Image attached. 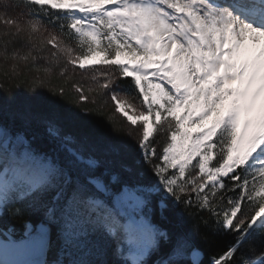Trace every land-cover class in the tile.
Segmentation results:
<instances>
[{
  "label": "snow or ice",
  "instance_id": "snow-or-ice-1",
  "mask_svg": "<svg viewBox=\"0 0 264 264\" xmlns=\"http://www.w3.org/2000/svg\"><path fill=\"white\" fill-rule=\"evenodd\" d=\"M0 25L7 75L35 67L70 80L68 66L78 65L95 85L90 92L108 93L132 126L140 122V162L157 177L155 186L126 179L51 123L46 131L58 146L49 153L25 133L0 131V214L28 201L48 221L26 225L24 240L4 232V264L42 256L53 226L78 257L70 264H197L194 238L219 231L234 240L208 264H245L244 246H264V0H0ZM121 77L131 78L134 92ZM154 133L168 135L160 152ZM249 172L259 174V190ZM161 190L160 219L171 199L187 232L153 222L151 197Z\"/></svg>",
  "mask_w": 264,
  "mask_h": 264
},
{
  "label": "trees",
  "instance_id": "trees-1",
  "mask_svg": "<svg viewBox=\"0 0 264 264\" xmlns=\"http://www.w3.org/2000/svg\"><path fill=\"white\" fill-rule=\"evenodd\" d=\"M61 22L66 21L62 18ZM49 28L52 31H60L58 28ZM71 43L74 46L76 44L75 40H72ZM2 57L3 51L0 50V131L8 134L25 133L34 148L49 153L58 146V141L49 137L46 131L49 123L54 124L59 127L62 135L73 137L77 144H83L86 150L94 153L102 166L110 167L120 172L126 179L138 181L142 185L154 186L156 184L157 177L140 162V154L136 148L139 135L135 129L139 127V124L132 126L126 117L118 113L108 93L101 97L94 91L90 94L87 89V93L84 91L89 99L81 100L80 94L76 92V87H80V85H75L79 81L78 78L73 75L70 76V80L66 77L61 78L58 70L50 77H46L43 71H37L35 67L31 70L25 69L19 75L16 73L7 75ZM7 68L8 72H11V64H8ZM37 81H43V83ZM118 83H121L128 91L134 92L131 78L121 77ZM60 87L65 89L63 95L58 93ZM137 103H139V98ZM32 137L35 139L33 140ZM153 138L156 139L157 151H162V147L168 140V135L154 133L150 139ZM3 139V135H0V144L3 143ZM125 166L133 170L131 174L123 171ZM244 175L253 181L259 190V174L257 173L255 177L251 172ZM225 182L231 186V181L226 180ZM239 191L240 189L237 188L235 192L226 193V196H234ZM161 198L154 194L151 197L154 209L153 222L173 233L187 232L189 224L181 215L182 206L174 205L171 199L166 200L169 205L165 213L167 219H160L158 203ZM248 203L247 200L242 201V208L245 211H251L247 207ZM10 207L11 213L0 214L1 240L7 239L3 233L10 228L14 230V239L20 241L25 239L23 234L29 223L34 229L41 222L48 223L43 209L30 206L28 201H13ZM17 207L21 209L19 215L15 214ZM189 211L193 210L189 209ZM203 215L209 220L211 219L207 213H203ZM233 240V234L219 231L215 236L209 233L206 241L194 238L193 243L194 249L197 248L204 252V264H208L211 256L225 251ZM244 247L245 251L240 253V258L245 261V264H261L260 260L264 259V246L257 242ZM46 255V264H70L73 259L78 258L68 255V249L57 235L56 226L52 227L50 245ZM151 259L154 260L156 257L152 256Z\"/></svg>",
  "mask_w": 264,
  "mask_h": 264
},
{
  "label": "rangeland",
  "instance_id": "rangeland-1",
  "mask_svg": "<svg viewBox=\"0 0 264 264\" xmlns=\"http://www.w3.org/2000/svg\"><path fill=\"white\" fill-rule=\"evenodd\" d=\"M0 31H2V25H0ZM49 31H52L50 28H49ZM53 51H55V49L54 48H52L51 46H49V54H51V52H53ZM61 60H63V57H61ZM75 67V71H73V68ZM86 67H96V68H106L107 66H104V65H89V66H86ZM57 73V70H54V72L50 75V74H47V73H45L46 74V77H50V76H52V75H54V74H56ZM75 76L76 78H78V82H76V84L75 85H80V87H82L83 89V92L85 93V91H86V93H87V89H88V92L91 94V92L89 91V89L90 88H93V86L95 87V85L93 84V82L91 81V79H90V77H88L87 75H82V70H80L79 69V67H78V65H76V66H72V65H69L68 66V76ZM77 88V87H76ZM85 90V91H84ZM117 91H119V89H117ZM77 92V91H76ZM85 93V94H86ZM122 95H125V93H121ZM110 96V95H109ZM114 103V102H113ZM114 105H115V103H114ZM115 107H116V105H115ZM116 109H117V107H116ZM126 110H128L127 109V107H126ZM117 112H118V110H117ZM129 112H132L131 110H129ZM119 113V112H118ZM133 113V112H132ZM120 114H122V113H120ZM130 114V113H129ZM123 115V114H122ZM131 115V114H130ZM140 122H138V124H139ZM151 138V137H150ZM255 155V154H254ZM193 163H195V161H193ZM213 163H214V160H213ZM172 171H174V170H172ZM198 174V173H197ZM155 185H157V182H156V184ZM154 185V186H155ZM154 195H158V196H161V197H164L165 196V193H164V191L163 190H161V191H159V192H157V193H154ZM46 254V252L45 253H43L42 254V256H40V257H30V256H19V257H15V259H18L19 260V264H29V260H31V259H42L43 257H44V255ZM262 258V257H261ZM260 258V259H261ZM263 259V258H262ZM262 259L260 260V261H262Z\"/></svg>",
  "mask_w": 264,
  "mask_h": 264
},
{
  "label": "water",
  "instance_id": "water-1",
  "mask_svg": "<svg viewBox=\"0 0 264 264\" xmlns=\"http://www.w3.org/2000/svg\"><path fill=\"white\" fill-rule=\"evenodd\" d=\"M194 251L198 253V255L195 257V261L197 262V264H204V261H205L204 252L201 250H197V249H194Z\"/></svg>",
  "mask_w": 264,
  "mask_h": 264
},
{
  "label": "bare ground",
  "instance_id": "bare-ground-1",
  "mask_svg": "<svg viewBox=\"0 0 264 264\" xmlns=\"http://www.w3.org/2000/svg\"><path fill=\"white\" fill-rule=\"evenodd\" d=\"M0 264H4L3 260H0Z\"/></svg>",
  "mask_w": 264,
  "mask_h": 264
}]
</instances>
